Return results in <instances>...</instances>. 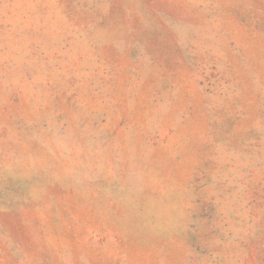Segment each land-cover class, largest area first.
Masks as SVG:
<instances>
[{
    "label": "rangeland",
    "instance_id": "obj_1",
    "mask_svg": "<svg viewBox=\"0 0 264 264\" xmlns=\"http://www.w3.org/2000/svg\"><path fill=\"white\" fill-rule=\"evenodd\" d=\"M0 264H264V0H0Z\"/></svg>",
    "mask_w": 264,
    "mask_h": 264
}]
</instances>
